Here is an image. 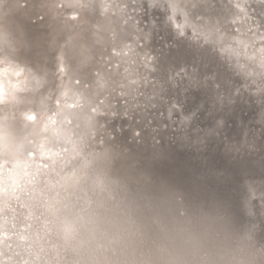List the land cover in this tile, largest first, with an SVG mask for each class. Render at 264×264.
<instances>
[{
    "label": "clouds",
    "instance_id": "obj_1",
    "mask_svg": "<svg viewBox=\"0 0 264 264\" xmlns=\"http://www.w3.org/2000/svg\"><path fill=\"white\" fill-rule=\"evenodd\" d=\"M0 264H264V0H0Z\"/></svg>",
    "mask_w": 264,
    "mask_h": 264
}]
</instances>
